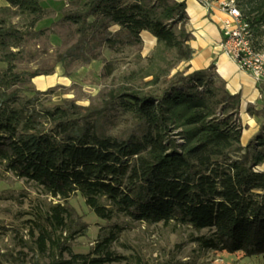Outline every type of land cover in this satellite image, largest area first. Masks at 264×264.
<instances>
[{
  "label": "trees",
  "instance_id": "trees-1",
  "mask_svg": "<svg viewBox=\"0 0 264 264\" xmlns=\"http://www.w3.org/2000/svg\"><path fill=\"white\" fill-rule=\"evenodd\" d=\"M4 1L29 28L43 17L40 0ZM233 1L258 44L264 38V0ZM61 20L74 25L77 43L70 53L81 55L88 40L99 38L118 51L139 45L141 33H149L156 46L141 77L149 78L146 88L121 84L104 93L97 106L64 100L43 109L35 98L19 96L17 87L38 71L0 72L4 171L60 201L79 194L102 220L121 215L146 225L173 223L197 234L206 231L191 238L202 250L264 258V172L257 170L264 164V105L260 130L241 146L240 97L226 92L212 68L172 73L184 59L174 51L190 38L185 4L86 0ZM23 34L15 27L0 31V49ZM17 55H5V61ZM69 220L67 208L56 204L34 223L30 234H38L34 245L40 258L50 264L126 261L110 250L118 231L101 237L90 253L73 254L68 241L78 230L69 228Z\"/></svg>",
  "mask_w": 264,
  "mask_h": 264
},
{
  "label": "rangeland",
  "instance_id": "rangeland-1",
  "mask_svg": "<svg viewBox=\"0 0 264 264\" xmlns=\"http://www.w3.org/2000/svg\"><path fill=\"white\" fill-rule=\"evenodd\" d=\"M85 1L40 0L43 17L29 28L22 18L15 15L14 9L0 0V31L15 27L24 33L16 41L7 39L6 45L0 49V72L7 69L12 73L26 74L38 71L40 75L17 85L22 90L19 96L35 98L38 108L51 109L64 100L80 107L97 106L104 93L121 84L146 88L144 84L149 78L141 80V77L156 46V41L149 34L142 36L141 33L139 45L122 47L118 51L109 50L97 38L88 40L84 48L86 55L70 53L77 43V34L74 25L61 20L62 14L79 9ZM109 29L114 31L117 28ZM14 43L17 46H13ZM253 44L264 54V38L258 44L253 39ZM10 53L18 55L14 61L7 62L4 56ZM64 55L65 59L59 61ZM84 57L90 58V62L82 61ZM181 63L172 73L182 70ZM257 170L264 172V164ZM56 204L67 208L72 221H68L69 228L78 230L68 241L73 254L90 253L101 237L118 231L110 250L125 257L126 261L111 264H264L261 256L246 257L241 252L229 254L198 248L191 238L206 231L197 234L173 223L146 225L121 215L111 221L102 220L85 205L79 194H73L67 201L54 199L32 182L4 171L2 166L0 264H17L22 260L25 264L36 260L39 264H50L47 258H40L35 251L37 232L33 236L30 232L34 223ZM66 236L68 232L61 235L62 238ZM64 257L67 258L66 254Z\"/></svg>",
  "mask_w": 264,
  "mask_h": 264
},
{
  "label": "crops",
  "instance_id": "crops-1",
  "mask_svg": "<svg viewBox=\"0 0 264 264\" xmlns=\"http://www.w3.org/2000/svg\"><path fill=\"white\" fill-rule=\"evenodd\" d=\"M175 1L185 4L187 16L185 29L190 35L188 41L175 50L178 56L184 57L181 69L192 73L212 68L216 80L223 83L226 92L240 97L238 113L242 127L240 144L245 146L258 133L263 122L259 112L264 105L262 91L264 84L262 83L260 89L253 78L241 71L221 50L219 23L225 18L220 8L221 0L210 1L209 9L199 5L195 0ZM145 34L149 33L142 32V36Z\"/></svg>",
  "mask_w": 264,
  "mask_h": 264
},
{
  "label": "built area",
  "instance_id": "built-area-1",
  "mask_svg": "<svg viewBox=\"0 0 264 264\" xmlns=\"http://www.w3.org/2000/svg\"><path fill=\"white\" fill-rule=\"evenodd\" d=\"M209 9L210 0H195ZM220 8L225 18L220 20L221 50L237 67L249 74L259 86L264 83V54L256 51L248 25L243 21L233 0H221Z\"/></svg>",
  "mask_w": 264,
  "mask_h": 264
}]
</instances>
